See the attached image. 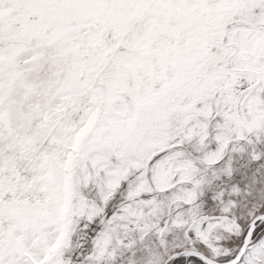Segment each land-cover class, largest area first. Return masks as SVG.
I'll return each instance as SVG.
<instances>
[{
  "label": "snow or ice",
  "instance_id": "1",
  "mask_svg": "<svg viewBox=\"0 0 264 264\" xmlns=\"http://www.w3.org/2000/svg\"><path fill=\"white\" fill-rule=\"evenodd\" d=\"M0 264H264V0H0Z\"/></svg>",
  "mask_w": 264,
  "mask_h": 264
}]
</instances>
